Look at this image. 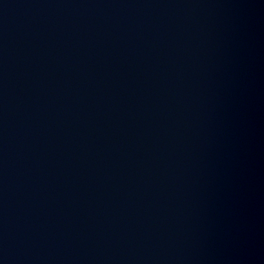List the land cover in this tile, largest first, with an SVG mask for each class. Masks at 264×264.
Wrapping results in <instances>:
<instances>
[{
	"label": "water",
	"instance_id": "1",
	"mask_svg": "<svg viewBox=\"0 0 264 264\" xmlns=\"http://www.w3.org/2000/svg\"><path fill=\"white\" fill-rule=\"evenodd\" d=\"M0 264H264V0H0Z\"/></svg>",
	"mask_w": 264,
	"mask_h": 264
}]
</instances>
